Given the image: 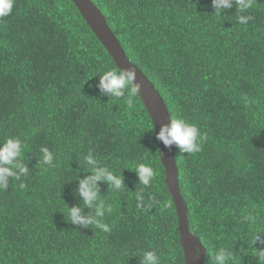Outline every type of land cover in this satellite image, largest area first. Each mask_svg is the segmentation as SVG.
<instances>
[{
    "label": "trees",
    "instance_id": "16d2710c",
    "mask_svg": "<svg viewBox=\"0 0 264 264\" xmlns=\"http://www.w3.org/2000/svg\"><path fill=\"white\" fill-rule=\"evenodd\" d=\"M92 1L171 119L205 136L198 153L176 150L189 230L206 249L205 264L221 247L232 252L230 264H264V248L252 247L264 231V0L221 15L211 0ZM240 15L252 19L239 24ZM107 70L119 68L72 0H15L0 18V142L19 137L29 169L0 190V264H139L150 250L160 264H185L152 118L130 88L121 98L101 95ZM42 147L54 166L39 165ZM89 151L123 177L120 190L99 184L112 208L108 232L67 218V206L82 203ZM141 163L153 169L149 186L135 173Z\"/></svg>",
    "mask_w": 264,
    "mask_h": 264
},
{
    "label": "clouds",
    "instance_id": "9594fccd",
    "mask_svg": "<svg viewBox=\"0 0 264 264\" xmlns=\"http://www.w3.org/2000/svg\"><path fill=\"white\" fill-rule=\"evenodd\" d=\"M15 0H0V18L9 16L13 10ZM236 7V12H245L251 7V0H211V7L215 14L221 15L225 10H231ZM251 16L240 15L239 24H247ZM137 72L135 68L107 70L99 75L97 87L101 95L111 98L124 97L126 91L130 88L134 95L140 91L141 84L136 83ZM131 104V100L128 101ZM156 139L161 141L165 147L175 144L180 152L193 154L201 151V145L205 136L199 128L183 118L170 119V124L161 127ZM24 144L19 137H7L0 142V190H7L12 180H20L29 174V169L22 162ZM42 158L39 165L54 166V154L46 147L40 149ZM85 163L89 166L90 175L80 179L78 182L77 195L82 203L79 206H67V218L70 224L79 226L82 229H88L89 226L109 231V225L104 222L106 213H111L112 208L106 205L100 195V183H105L109 187L120 190L124 187L123 177L115 174L108 166L101 165L98 159L89 151L85 157ZM139 184L149 186L153 179V169L143 163L135 168ZM26 185L21 183L20 188ZM138 200H143V196H137ZM87 209V214H85ZM246 220H252L249 216ZM260 245L264 248V231H258L252 240V247ZM264 253V250L258 251ZM195 258H199L200 249H194ZM211 264H230L233 260V254L229 250L221 247L215 253L210 255ZM139 264H160V258L154 250L144 251L139 257Z\"/></svg>",
    "mask_w": 264,
    "mask_h": 264
},
{
    "label": "water",
    "instance_id": "95a60500",
    "mask_svg": "<svg viewBox=\"0 0 264 264\" xmlns=\"http://www.w3.org/2000/svg\"><path fill=\"white\" fill-rule=\"evenodd\" d=\"M81 15L88 23L94 34L102 42L112 56L119 69L135 68L137 72L136 83L141 84L138 92L152 118L157 134L161 127L170 124L171 115L168 107L145 73L127 56L120 41L108 25L106 18L92 0H72ZM162 148V163L166 170V183L174 199L179 217V230L181 243L185 252V264H205L206 249L201 240L192 235L189 230L188 212L185 201L181 195L179 184V170L176 162L177 146L173 144ZM200 249L199 258H195L194 249Z\"/></svg>",
    "mask_w": 264,
    "mask_h": 264
}]
</instances>
